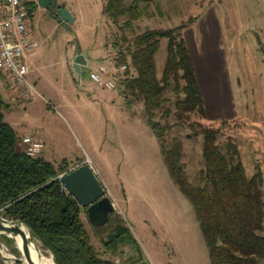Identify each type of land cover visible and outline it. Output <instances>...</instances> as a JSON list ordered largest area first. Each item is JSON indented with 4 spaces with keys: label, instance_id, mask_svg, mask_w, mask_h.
<instances>
[{
    "label": "rangeland",
    "instance_id": "obj_1",
    "mask_svg": "<svg viewBox=\"0 0 264 264\" xmlns=\"http://www.w3.org/2000/svg\"><path fill=\"white\" fill-rule=\"evenodd\" d=\"M146 1L154 15L135 21L130 30H120L106 18L101 0H57L73 17L69 23L57 21L44 8L34 11L39 44L28 57V78L40 96L22 97L10 78L0 73V91L8 103L4 119L16 134L39 132L44 143L39 155L55 166L68 170L87 161L107 184L116 197L108 221L95 227L85 211L81 212L90 243L100 256L112 258L116 264H130L138 258L148 264H210L192 205L157 158L155 136L144 120L141 102L128 106L119 81L112 89L98 86L88 70L112 58L115 62L119 46L127 44L123 35L131 37L145 27L177 25L214 4L221 22V75L226 79L229 110L216 118L191 112L180 122L160 111L155 119L162 125L173 123L165 137L181 140V161L189 180L195 179L203 165L200 129L207 126L217 130L220 145L227 140L236 143L248 175L259 169L264 178V0ZM79 53L87 62L77 73L72 60ZM165 58L166 39L161 38L154 55L158 75ZM167 95L171 100L174 97L171 92ZM121 189H125L126 201ZM115 215L129 228L139 250L128 239L119 242L115 252L104 247ZM160 228L165 229V236L152 233ZM3 235L0 232V264H28L14 251L18 249L15 241H6Z\"/></svg>",
    "mask_w": 264,
    "mask_h": 264
},
{
    "label": "trees",
    "instance_id": "obj_2",
    "mask_svg": "<svg viewBox=\"0 0 264 264\" xmlns=\"http://www.w3.org/2000/svg\"><path fill=\"white\" fill-rule=\"evenodd\" d=\"M36 7L33 0L27 2L31 16ZM101 11L120 30H130L135 21L154 15L146 0H104ZM195 18L168 27H145L131 37L123 35L127 44L120 45L114 57L116 64H126L119 82L128 106L141 102L144 120L158 140L169 176L193 207L210 264H264L261 171L248 175L236 143L227 140L220 145L217 130L207 126L200 129L203 165L191 181L181 161V140L165 137L173 123L162 125L155 119L160 111L172 114L176 122L187 119L191 112L205 116L203 95L183 36ZM161 38L166 39V58L158 75L154 55ZM168 92L173 93L172 100ZM7 108L0 91V215L26 225L31 238L50 252L55 264H116L112 258L100 256L90 243L81 219L85 209L58 177L67 168L20 149L15 130L4 119ZM115 216L104 247L115 252L117 244L128 239L139 250L129 228ZM3 238L11 241L6 235ZM138 260L141 258L133 262Z\"/></svg>",
    "mask_w": 264,
    "mask_h": 264
},
{
    "label": "built area",
    "instance_id": "obj_3",
    "mask_svg": "<svg viewBox=\"0 0 264 264\" xmlns=\"http://www.w3.org/2000/svg\"><path fill=\"white\" fill-rule=\"evenodd\" d=\"M30 0H0V73L10 78L22 97L39 95L28 79L27 56L38 46L34 36L33 20L27 8ZM99 63L88 70L89 78L98 86L114 88L123 75L125 63L113 61ZM1 82V80H0ZM11 100H15L11 96ZM17 145L31 156L40 154L43 141L32 133L18 137Z\"/></svg>",
    "mask_w": 264,
    "mask_h": 264
},
{
    "label": "crops",
    "instance_id": "obj_4",
    "mask_svg": "<svg viewBox=\"0 0 264 264\" xmlns=\"http://www.w3.org/2000/svg\"><path fill=\"white\" fill-rule=\"evenodd\" d=\"M101 2H102L101 9H102L104 0H101ZM57 5L65 7L64 4L62 5L57 4ZM38 8L39 6L36 7L35 11ZM41 8L42 7H40L39 9ZM33 16L34 14L32 15L33 28H34V17ZM34 36H35V33H34ZM183 36L187 44V47L189 49V52H190V55H191V58L194 64L197 81H198L201 93L203 95L205 115H207V117H210V118L221 117L229 110L230 101H229V96L227 95V85L225 83L226 79H223L221 75L223 65H224L223 38H222V32H221V22L219 19V13L216 9V6L214 4H211L207 6L204 10H202V12L196 16L195 20L183 30ZM30 53L27 56V63H28V57ZM73 60H72V64H73ZM28 69L30 71L29 63H28ZM2 84L3 83L0 82V85ZM6 95L9 96V100H10L11 92L9 90H6ZM225 105L228 109L223 107ZM136 119H139L140 121L143 122L142 120L143 118L141 119V117L140 118L138 117ZM27 133H32L43 141L42 136L37 131L26 132L20 135L19 134H16V135L17 137H20ZM153 146L155 148V152H157L156 153L157 158L158 160H160L162 164L161 165L162 168L167 170L163 162V159H162V155H161L160 148H159V143H158L156 136L153 139ZM98 177L102 181L103 185L105 186L107 193L110 196L112 202L116 203V197L113 196L111 191L108 189L107 184L102 180L99 174H98ZM121 190H122L121 192L123 196L125 197L124 199L126 201L127 196H126L125 189H121ZM197 225H198V222H197ZM165 232H166L165 229H161V230L157 229V231L156 230L152 231V233H155L159 236L160 235L165 236L164 235L166 234ZM162 239L164 238L162 237ZM149 256L150 258H152L151 260L153 263H157L153 255L149 254ZM157 264H159V262ZM160 264H163V263H160Z\"/></svg>",
    "mask_w": 264,
    "mask_h": 264
},
{
    "label": "water",
    "instance_id": "obj_5",
    "mask_svg": "<svg viewBox=\"0 0 264 264\" xmlns=\"http://www.w3.org/2000/svg\"><path fill=\"white\" fill-rule=\"evenodd\" d=\"M36 4L39 7L51 9V16L57 21L69 23L73 20L68 9L57 5L56 0H36ZM82 64H86V60L79 53L74 57L73 69L80 73ZM58 177L67 193L76 199L81 208L85 209L86 216L93 226H102L108 221L109 214L114 210L113 202L92 165L87 161H82L59 174ZM19 223L23 224L19 220L8 219L0 215V232L10 238L21 234L24 247L18 248V250L28 264H36L27 249V239L20 229ZM130 264H148V262L145 259H141Z\"/></svg>",
    "mask_w": 264,
    "mask_h": 264
},
{
    "label": "bare ground",
    "instance_id": "obj_6",
    "mask_svg": "<svg viewBox=\"0 0 264 264\" xmlns=\"http://www.w3.org/2000/svg\"><path fill=\"white\" fill-rule=\"evenodd\" d=\"M19 226H20V229L23 231L25 238L27 239V249H28L29 253L31 254L32 258L34 259L35 263L36 264H55L52 256L50 254L44 253L40 249L39 242L30 237L29 231L26 228V226L21 224V223H19ZM12 239L15 241L18 248L21 249L24 247V243H23L21 234H17L15 236H12ZM24 261H25V259H24Z\"/></svg>",
    "mask_w": 264,
    "mask_h": 264
},
{
    "label": "flooded vegetation",
    "instance_id": "obj_7",
    "mask_svg": "<svg viewBox=\"0 0 264 264\" xmlns=\"http://www.w3.org/2000/svg\"><path fill=\"white\" fill-rule=\"evenodd\" d=\"M44 10H48L51 13V9L44 8ZM111 214H112V212L109 214V217H110Z\"/></svg>",
    "mask_w": 264,
    "mask_h": 264
}]
</instances>
